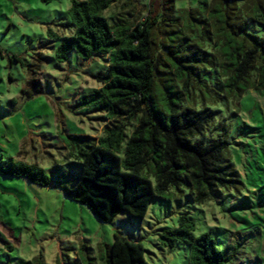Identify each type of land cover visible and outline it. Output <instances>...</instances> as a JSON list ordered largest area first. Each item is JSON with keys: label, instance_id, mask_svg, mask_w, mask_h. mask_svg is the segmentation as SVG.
Masks as SVG:
<instances>
[{"label": "trees", "instance_id": "16d2710c", "mask_svg": "<svg viewBox=\"0 0 264 264\" xmlns=\"http://www.w3.org/2000/svg\"><path fill=\"white\" fill-rule=\"evenodd\" d=\"M115 1L69 0L65 27L70 31H47L59 37L54 48L59 62L71 52L86 61L106 56L105 70L92 74L100 85L74 103L104 112L108 122L101 134L61 138L73 175L55 161L50 177L44 168L12 156L0 157V173L41 186L56 184L104 222L120 212L142 219L156 196L186 192L199 204L237 189L241 181L230 158L227 125L220 123L219 133L212 134L213 105L237 101L248 89L264 90V0H213L177 13L173 0H124L108 18L104 12ZM12 58L24 64L19 56ZM29 71L22 89L27 97L41 90L36 71ZM130 118L136 122L127 134L121 122ZM158 242L168 249L187 245L188 264L232 263L233 255L210 233L195 234L187 210L178 212L174 227L161 229ZM89 249L82 241L75 258L57 257L55 264H93ZM144 252L140 241L114 232L101 260L149 264ZM11 264L44 262L35 256Z\"/></svg>", "mask_w": 264, "mask_h": 264}, {"label": "rangeland", "instance_id": "374dc122", "mask_svg": "<svg viewBox=\"0 0 264 264\" xmlns=\"http://www.w3.org/2000/svg\"><path fill=\"white\" fill-rule=\"evenodd\" d=\"M123 1L113 2L105 15L116 14ZM213 2L173 0L175 13ZM68 6L69 0H0V157L34 163L50 177L55 161L73 175L61 140L66 133L98 136L108 122L103 111L74 106L80 93L100 85L92 74L105 70L106 56L86 61L71 52L66 61L54 58L59 37L47 31H70L65 27ZM29 68L36 71L41 90L27 97L22 89ZM213 107L212 134L219 133L220 123L227 125L229 154L241 181L237 189L222 190L199 204L186 192L174 198L156 196L142 219L120 212L104 222L54 183L41 186L0 173V264L35 256L55 264L57 257L75 258L82 241L95 257L89 261L103 264L105 245L114 232L140 241L149 264H188L187 245L175 243L168 249L158 242L161 229L174 227L182 210L192 216L195 234L208 232L219 248H227L233 255L230 264H264V90L248 89L237 101ZM135 122L122 120L127 134Z\"/></svg>", "mask_w": 264, "mask_h": 264}, {"label": "built area", "instance_id": "2783aa9c", "mask_svg": "<svg viewBox=\"0 0 264 264\" xmlns=\"http://www.w3.org/2000/svg\"><path fill=\"white\" fill-rule=\"evenodd\" d=\"M143 2H145V3H148V2H149V0H143Z\"/></svg>", "mask_w": 264, "mask_h": 264}]
</instances>
